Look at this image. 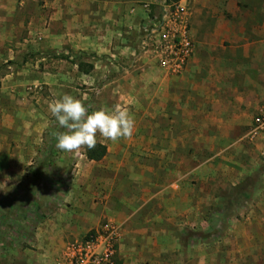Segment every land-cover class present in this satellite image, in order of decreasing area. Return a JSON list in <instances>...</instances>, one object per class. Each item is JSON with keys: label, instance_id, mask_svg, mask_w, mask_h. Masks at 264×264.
<instances>
[{"label": "rangeland", "instance_id": "374dc122", "mask_svg": "<svg viewBox=\"0 0 264 264\" xmlns=\"http://www.w3.org/2000/svg\"><path fill=\"white\" fill-rule=\"evenodd\" d=\"M171 1L188 12L189 34L196 28L199 37L211 27L204 18L201 22L206 10L202 14L199 7L193 12L190 0ZM141 4L146 15L136 32L129 29V55L112 58L116 66L112 75L121 79L105 88L91 87L73 72L68 85L62 86L59 80L64 76L57 63L50 73L53 81L45 83L39 80L41 57L36 54L0 62V87L7 77L22 80L21 107L43 114L47 122L28 151L0 152V183L6 185L0 184V264H30L41 218L90 211L95 204L106 205L118 191L133 207V227L104 216L98 227L78 239L112 221L121 229L118 252L121 242L126 243L122 248L126 264H264V134L236 137L228 153H218V138L209 137L207 149L200 143L193 146L191 166L170 167L166 152L161 167L151 168L153 136L143 138L140 131L151 123L154 94L151 85L142 84L141 74L143 65L162 67L151 52H142L140 42L146 16L152 13L159 18L162 5L160 1L149 7ZM195 15L201 23L194 21ZM51 58L57 60V56ZM65 94L79 99L89 114L126 109L135 123L133 134L112 141L97 132V141L109 147L101 163L87 157L85 146L72 152L57 149L55 134L67 129L58 125L48 105ZM49 145L53 146L50 153ZM124 146L129 147L128 153L122 152ZM169 224L175 230L169 231Z\"/></svg>", "mask_w": 264, "mask_h": 264}, {"label": "crops", "instance_id": "0c3cea01", "mask_svg": "<svg viewBox=\"0 0 264 264\" xmlns=\"http://www.w3.org/2000/svg\"><path fill=\"white\" fill-rule=\"evenodd\" d=\"M159 1L0 0V62L36 54L41 57L39 80L45 83L53 81L50 73L57 63L64 76L59 80L62 86L68 85L69 72H73L91 87L105 88L121 79L112 75L116 70L112 58L129 55V29L136 32L146 15L141 3ZM190 2L193 12L199 7L202 14L206 10L201 22L204 18L211 27L199 37L197 29H191L196 48L185 69L168 74L156 65H143L142 84L151 85L154 94L151 123L140 131L143 138L153 136L151 168L161 167L166 152L170 167L191 166L193 146L200 143L207 149L209 137L218 138V153H228L236 145V137L249 136L254 118L264 106V0ZM21 82L7 77L0 87V152L28 151L47 124L43 114L21 107ZM165 137H169L168 143ZM128 149L121 148L122 152ZM103 158L93 161L101 163ZM224 158L231 165L230 158ZM118 193L106 205L95 204L90 211L41 218L31 245V250H37H32L29 263L56 264L66 244L94 230L104 216L133 227V207L128 197ZM170 225L168 230H175ZM125 245L121 242L119 264H126Z\"/></svg>", "mask_w": 264, "mask_h": 264}, {"label": "built area", "instance_id": "2783aa9c", "mask_svg": "<svg viewBox=\"0 0 264 264\" xmlns=\"http://www.w3.org/2000/svg\"><path fill=\"white\" fill-rule=\"evenodd\" d=\"M162 14L159 18L149 13L144 22L140 46L143 53L151 52L159 65L169 73H181L192 57L195 44L189 34L187 11L182 4L160 0ZM145 7H149L146 3ZM264 134V108L255 116L250 137ZM120 226L107 222L101 230L67 244L64 254L56 264H118Z\"/></svg>", "mask_w": 264, "mask_h": 264}, {"label": "clouds", "instance_id": "9594fccd", "mask_svg": "<svg viewBox=\"0 0 264 264\" xmlns=\"http://www.w3.org/2000/svg\"><path fill=\"white\" fill-rule=\"evenodd\" d=\"M48 107L58 125L67 129L66 132L55 134L57 141L55 146L62 151L72 152L82 146L89 150L94 149L97 144V132L112 141L121 137H131L134 132V120L126 109L119 107L113 111L100 109L89 114L79 99L68 94L51 101Z\"/></svg>", "mask_w": 264, "mask_h": 264}, {"label": "trees", "instance_id": "16d2710c", "mask_svg": "<svg viewBox=\"0 0 264 264\" xmlns=\"http://www.w3.org/2000/svg\"><path fill=\"white\" fill-rule=\"evenodd\" d=\"M54 141H56V138L54 139ZM52 147L53 146L49 145L48 150H47L48 153H50L49 151L52 150ZM85 148H86L87 157L92 159V160H101L108 152L107 145L100 142V141H97L96 147L94 149L89 150L86 146H85ZM92 232H95V231H92ZM118 264H119V262H118Z\"/></svg>", "mask_w": 264, "mask_h": 264}]
</instances>
